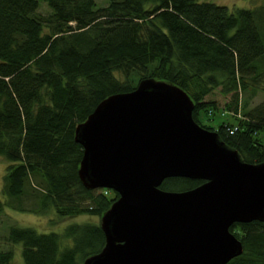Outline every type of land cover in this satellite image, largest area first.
<instances>
[{
    "label": "trees",
    "instance_id": "1",
    "mask_svg": "<svg viewBox=\"0 0 264 264\" xmlns=\"http://www.w3.org/2000/svg\"><path fill=\"white\" fill-rule=\"evenodd\" d=\"M41 2L46 13L38 10ZM263 76L264 4L0 0L1 193L7 198L0 199V215L7 205L32 213L51 207L58 217H99L117 193L80 182L82 147L73 139L74 126L102 98L132 89L143 77L182 88L199 125L215 130L244 161L264 162V97L252 106L241 103V92L262 88ZM215 89L228 93L224 104L204 98ZM200 110L207 119L224 118L207 124ZM202 181L171 176L159 187L184 190ZM36 229L8 224L5 239L20 246L17 264H81L104 242L93 221ZM229 230L242 251L224 264H264V221L232 223ZM0 264H14L10 248L0 250Z\"/></svg>",
    "mask_w": 264,
    "mask_h": 264
},
{
    "label": "water",
    "instance_id": "2",
    "mask_svg": "<svg viewBox=\"0 0 264 264\" xmlns=\"http://www.w3.org/2000/svg\"><path fill=\"white\" fill-rule=\"evenodd\" d=\"M192 108L176 84L143 77L74 126L80 182L117 193L99 216L102 246L81 264H224L242 251L229 226L264 221V162L244 161ZM171 176L203 181L160 188Z\"/></svg>",
    "mask_w": 264,
    "mask_h": 264
},
{
    "label": "rangeland",
    "instance_id": "3",
    "mask_svg": "<svg viewBox=\"0 0 264 264\" xmlns=\"http://www.w3.org/2000/svg\"><path fill=\"white\" fill-rule=\"evenodd\" d=\"M97 5L104 4L105 0H95ZM212 1L215 3H220L227 5L228 7H253L258 4H264V0H205ZM38 10L42 13H46L48 11L47 6L41 2L38 6ZM142 72H134L132 73L133 78H136ZM261 87L258 90L251 93L247 91V93L241 92V103L244 105L252 106L256 102L260 101L264 97V76L261 81ZM207 99H213L217 104L222 105L228 100V93L222 94L219 89H215L210 91L208 94L204 96ZM199 118L201 121L207 124L214 125L216 121H219L223 116H219L215 114L212 119H207L205 114L200 110ZM224 118V117H223ZM6 165V160L0 156V199L7 200L6 196L1 193L2 186V175L4 173V168ZM34 178V177H33ZM32 178V179H33ZM35 180V178L33 179ZM111 190V189H110ZM111 195V192H107ZM30 200L23 202L25 205L29 204ZM4 212L0 215V250H6L10 248L12 250V263L17 264L20 262V246L19 244L10 243L5 239L6 228L10 223H17L22 225H31L37 229L41 230H60L66 223L70 221L76 222H84V221H93L99 222V217L94 214L89 213H78L73 216H64L58 217L54 209L49 207L42 213H32L28 211L15 210L12 207H8L7 205H3ZM36 229V230H37Z\"/></svg>",
    "mask_w": 264,
    "mask_h": 264
}]
</instances>
